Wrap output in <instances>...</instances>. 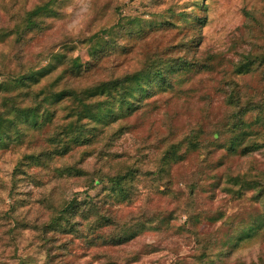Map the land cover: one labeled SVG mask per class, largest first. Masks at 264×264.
Listing matches in <instances>:
<instances>
[{
  "label": "rangeland",
  "instance_id": "obj_1",
  "mask_svg": "<svg viewBox=\"0 0 264 264\" xmlns=\"http://www.w3.org/2000/svg\"><path fill=\"white\" fill-rule=\"evenodd\" d=\"M45 2L53 10L42 25L46 32L39 29L24 41L3 34L13 17ZM77 64L76 90L86 81L151 75L154 68L165 82L150 85L130 114L96 124L88 144H74L67 160L40 155L64 123L58 116L41 129L19 125L22 135L0 99V264H109L103 252L115 264L132 255L128 264H196L193 256L204 249L199 237L211 242L203 264H251L259 256L264 262V197L258 194L264 130L256 135L254 124L238 137L246 140L242 146L238 139L230 144L237 116L252 123L251 106L264 100V0H0V79L52 66L27 102L71 88L69 73ZM186 127L193 133L178 144ZM166 129L169 144L158 141ZM203 131L217 132L206 140L212 151L198 152L189 141L205 142L210 136ZM251 141L260 145L242 151ZM169 145L184 151L181 160L156 175ZM38 154L35 163L31 157ZM132 163L137 173L127 183L131 198L123 201L125 193H115L110 178ZM139 209L143 217L130 221ZM107 212L123 231H135L133 238L89 247L85 237L111 225L99 220ZM163 215L173 228L151 229L152 222L140 229L143 220ZM249 227V235L236 240ZM118 229L99 233L108 241Z\"/></svg>",
  "mask_w": 264,
  "mask_h": 264
},
{
  "label": "trees",
  "instance_id": "obj_2",
  "mask_svg": "<svg viewBox=\"0 0 264 264\" xmlns=\"http://www.w3.org/2000/svg\"><path fill=\"white\" fill-rule=\"evenodd\" d=\"M53 14L52 8L49 6L48 2H45L42 5H37L33 9L26 11L21 17H13L12 24L8 27V31H4L3 34L7 35L11 33V35L14 36L15 41L21 40L24 41V38L27 36H31L33 33L37 32L39 29L43 30L45 29V18L47 16ZM44 24V25H43ZM45 27H43V26ZM47 31V28L45 29V32ZM9 32V33H7ZM20 48V47H19ZM23 53H24V49ZM19 52H22L19 50ZM29 52V49H28ZM21 54V53H20ZM28 57L21 55V58L25 60ZM20 59V60H22ZM29 62H31V58L28 57L27 59ZM20 63V61H19ZM52 66H43L39 69H26L23 72L15 75L10 74H4L3 78L0 79V99L5 100L9 105V109L13 114V117L15 118V131L17 133H20L22 135L25 134V131L22 130L19 125L24 124L28 125L32 129H41L42 126L48 122H52L56 116L60 118L59 120L63 123L61 126L54 131V134L52 137H50L48 140L53 143L52 148L48 152H40V155H44L47 158H52L54 156L59 157L57 160L69 159L67 156H65L72 148L74 144H80L78 146H81V144H88V140L96 130V124L98 123H109L111 121H114L118 115H127L130 114L133 110L137 109L142 105V99L143 96L149 93V87L155 86L157 84H160L162 82H165V76L162 71H160L159 68H154L150 70H154V72L151 75H139L138 73H131V74H123L122 76L114 77V78H108V79H98L96 81L88 82L86 81L85 88L76 90L75 87L79 86L80 80H79V65L77 64L72 69V72L69 73L70 80L73 84L71 88H66L63 90H54L50 93H43L38 99H34V101L27 102V97L29 94H35L34 92H31V87L34 85H38L40 80L47 75L48 72H50V69ZM76 78V79H75ZM88 83L90 85H88ZM75 85V86H74ZM88 85V86H87ZM37 97V95H34ZM66 98H68L66 100ZM47 104L50 105L49 109L47 107ZM253 110H251L253 114V122L247 123L244 121V119L241 116H237L235 123L233 122L231 126L230 132H232L231 138H230V144H233L235 140L238 139L239 136L242 134H247V131L253 128L254 124L259 125L260 129H255L254 133L256 135H259L260 131L264 130V100L263 101H257V105H252ZM243 110V109H239ZM63 112V113H61ZM255 126V125H254ZM89 131V135H87V132ZM169 130H165L162 137L160 139L158 138V141L164 144L172 143V141H169ZM182 136L179 140L178 144L182 143L184 139H187L190 135L193 133V129L190 127H186L182 129L181 131ZM259 133V134H258ZM203 135L210 136L207 139H204L200 145L195 143L193 139L189 140L192 145V147L200 152V150H203L205 152L212 151V148H207V142L206 140H213L215 137H217V132H205L203 131ZM92 138V137H91ZM91 138L89 140H91ZM85 141H84V140ZM238 141L240 142V146H242L245 143V138H239ZM264 144V143H263ZM61 145V146H60ZM250 145V147H247ZM260 144L256 141H251V143L245 144L243 147H241L242 151H245L249 148H257ZM77 147V145H76ZM212 149V150H211ZM105 154L109 157L111 156L109 150H104ZM184 151H181L180 153L177 151V147L175 145H169L166 147L163 151H161V167L160 169L154 170V173L158 175L163 170L162 166H169V164L173 161H180L181 160V154H183ZM176 156V157H175ZM33 159V162L38 163L41 162L39 154L36 156L31 157ZM133 165H127L122 172L113 174L110 178L112 183V189L115 191V193H120L123 191L125 193V196L123 197V201L129 200V196H127L128 193V185L127 183L130 182L135 176L136 171L135 169H132L131 167ZM19 168H15V174L18 173ZM68 170V168H67ZM141 176H145V173H140ZM85 178V177H84ZM94 183L98 181V179H91ZM194 182H190V189L191 193L194 194V189L192 188V184ZM116 187V190L113 187ZM258 187V194L261 197H264V185L261 184ZM131 198V196H130ZM129 203V202H128ZM264 203V200H263ZM130 206V204H128ZM109 217L100 216V219L106 220V224H111L109 226L119 227L122 229L124 226L121 225V221L115 219L114 217H110L111 213L107 212ZM131 213V210L128 212ZM139 215L138 217H133L132 214H130L129 220H136L143 217L142 211L139 209L138 211ZM156 216V215H155ZM156 216L155 218H157ZM262 217L264 218V204H263V211H262ZM192 218L189 216V219ZM155 223L152 225L151 229H166V228H173L174 225L169 223V218L166 215H163L159 217L158 219H145L142 222H140V229L144 230L145 225L147 223ZM56 223V222H55ZM109 226H98L95 229H93V236L85 237L87 240V243L92 246H98L101 244L109 243V244H116V243H123L134 236V232L132 231H123V229L120 232L110 234L108 236V241H105V236L101 235L99 232L104 233V228H108ZM118 229V230H120ZM115 230V231H118ZM251 230V227L246 229L242 232V235H238L236 240L241 239L242 237L249 235V232ZM80 232V229H79ZM195 234L198 233L195 232ZM209 236V235H208ZM115 237V238H114ZM98 240H101L103 242L96 243ZM264 240V235H263ZM208 241V243H207ZM197 244L202 245L204 248L202 250V253H199L193 256L198 262L196 264H203L205 261L206 256V248L211 247L210 237L203 238L202 240L199 239L196 240ZM214 242V241H213ZM223 243H221L222 245ZM221 245H216L215 247H221ZM214 246V244H213ZM104 254H107L108 262L109 264H115V261L112 260V256L106 252H103ZM125 257V256H124ZM122 257V259L124 258ZM135 255L132 256H126L123 259L124 264H128L129 261L133 260ZM203 258V259H202ZM183 261L178 260L174 264H182ZM251 264H264L262 258L259 256V259L257 262H252Z\"/></svg>",
  "mask_w": 264,
  "mask_h": 264
}]
</instances>
